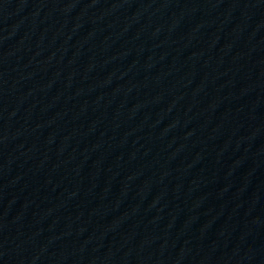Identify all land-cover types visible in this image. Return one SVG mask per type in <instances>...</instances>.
I'll return each mask as SVG.
<instances>
[{
	"label": "water",
	"instance_id": "water-1",
	"mask_svg": "<svg viewBox=\"0 0 264 264\" xmlns=\"http://www.w3.org/2000/svg\"><path fill=\"white\" fill-rule=\"evenodd\" d=\"M0 264H264V0H9Z\"/></svg>",
	"mask_w": 264,
	"mask_h": 264
}]
</instances>
